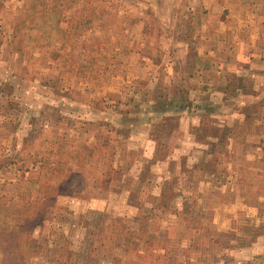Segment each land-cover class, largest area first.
I'll use <instances>...</instances> for the list:
<instances>
[{
	"label": "rangeland",
	"instance_id": "obj_1",
	"mask_svg": "<svg viewBox=\"0 0 264 264\" xmlns=\"http://www.w3.org/2000/svg\"><path fill=\"white\" fill-rule=\"evenodd\" d=\"M164 1L0 0V264H264V0Z\"/></svg>",
	"mask_w": 264,
	"mask_h": 264
},
{
	"label": "crops",
	"instance_id": "obj_2",
	"mask_svg": "<svg viewBox=\"0 0 264 264\" xmlns=\"http://www.w3.org/2000/svg\"><path fill=\"white\" fill-rule=\"evenodd\" d=\"M249 3H250V0H241V1L240 0H226V1L224 0H177V1L167 0L165 9L167 10L175 9L176 11L178 10L201 11V13H205L208 10H215V9L217 10L220 8H224V10L226 9L230 12V11L237 10V9L243 10L245 8H249L250 7ZM171 4H175V5H171ZM229 18L233 19V17H231V14L229 15ZM164 19L169 20L170 18L164 17ZM194 20H195L194 18L190 19V22L192 25L195 24ZM161 22H162L161 24L164 25L165 22L164 21H161ZM173 23L186 26L189 23V21H187V13L185 15L184 14L181 15L180 18L178 19H171L169 22V25Z\"/></svg>",
	"mask_w": 264,
	"mask_h": 264
}]
</instances>
